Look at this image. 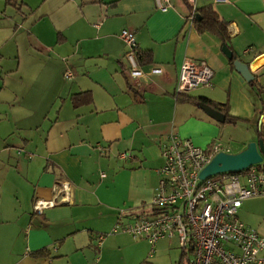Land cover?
Segmentation results:
<instances>
[{"label":"crops","instance_id":"1","mask_svg":"<svg viewBox=\"0 0 264 264\" xmlns=\"http://www.w3.org/2000/svg\"><path fill=\"white\" fill-rule=\"evenodd\" d=\"M5 2L4 12L24 9V18H14L10 39L0 41V264H159L173 256L177 238L152 253L149 242L115 226L151 211L163 135L177 132L203 148L220 141L230 152L259 141L264 0H170L167 10L156 0ZM206 6L229 23L234 50L256 84L231 66L219 36L197 29L193 13ZM123 29L152 53L143 78L130 75ZM187 58L214 70L211 86L188 95L227 103L238 122H219L177 99ZM86 91L93 102L75 108L72 96ZM124 152L131 156L121 158ZM37 200L58 204L38 213ZM239 218L264 236V193L245 200ZM99 234L106 235L101 246Z\"/></svg>","mask_w":264,"mask_h":264},{"label":"built area","instance_id":"2","mask_svg":"<svg viewBox=\"0 0 264 264\" xmlns=\"http://www.w3.org/2000/svg\"><path fill=\"white\" fill-rule=\"evenodd\" d=\"M156 4L161 10L171 6L170 0H156ZM121 37L128 48L124 57L131 77L143 78L146 73L139 61L135 32L123 29ZM65 75L70 77L72 72ZM213 77L214 70L205 61L187 58L181 66L176 94L211 86ZM160 147L164 164L151 211L119 221L114 231L149 242L152 253L160 241L177 238L189 257L188 264H264V236L239 218L244 201L264 193V170L253 166L239 173L202 179V170L217 153L230 152L223 143L215 141L203 148L191 138L171 132L162 136ZM130 156L120 154L121 158ZM70 190V183L64 182L61 191L67 195ZM57 204L54 200H37L34 208L43 213ZM105 238V234L97 235L98 246Z\"/></svg>","mask_w":264,"mask_h":264},{"label":"trees","instance_id":"3","mask_svg":"<svg viewBox=\"0 0 264 264\" xmlns=\"http://www.w3.org/2000/svg\"><path fill=\"white\" fill-rule=\"evenodd\" d=\"M8 1L10 2L11 0ZM184 1L188 3V0H184ZM193 15H194L193 22L195 23L197 29L200 32L209 31L211 33H214L215 35L221 38L223 44H227L228 47L232 50L234 54V58L230 60V64L234 69H236L234 65V61L236 59H240V57L234 50V47L231 42V35L229 33V23L221 19L217 14V12L211 6L198 8L194 11ZM138 57L142 65L146 62L151 61L152 53L151 52L143 53L139 50ZM256 81L257 79L255 77L254 80L250 82V84L254 85L256 84ZM177 99L179 101H189L194 104H198L199 102H205L213 106L214 108L219 109L226 115L225 123H236L239 121V118L234 117L230 114L229 105L227 103L225 104L215 103L204 97H195L188 94H177ZM72 102L75 108H78L82 105L91 104L93 102L92 93L86 91V92L74 94L72 96ZM260 138L264 140V125H262V127L258 130V139ZM256 167L264 170V162L262 164L256 165ZM183 255H187L186 252L183 251ZM142 264H152V263L149 261H145ZM180 264H182V261L180 262Z\"/></svg>","mask_w":264,"mask_h":264},{"label":"water","instance_id":"4","mask_svg":"<svg viewBox=\"0 0 264 264\" xmlns=\"http://www.w3.org/2000/svg\"><path fill=\"white\" fill-rule=\"evenodd\" d=\"M223 52L230 60L234 58V54L227 44L223 45ZM234 65L236 70L241 74L243 80L247 82H252L254 80L255 76L249 64L240 59H236ZM198 105L217 121H226V115L219 109L205 102H199ZM263 162L264 140L260 138L258 142H249L247 146L239 152L221 151L217 153L211 162L202 170L200 175L202 179H206L225 172L239 173L258 164H262Z\"/></svg>","mask_w":264,"mask_h":264},{"label":"rangeland","instance_id":"5","mask_svg":"<svg viewBox=\"0 0 264 264\" xmlns=\"http://www.w3.org/2000/svg\"><path fill=\"white\" fill-rule=\"evenodd\" d=\"M5 5H6L5 0H0V41L6 40V39H8V40L10 39L8 37H10L11 34L13 33L12 30H13V20L15 21L14 18H18L19 20H22V18H24V14H23V10L24 9L23 10H19L18 8H14V7L11 9V7L8 6L9 8H8L7 12H4ZM19 20H16V21H19ZM12 47L13 46H8L6 48L5 52L7 54H12L13 51L9 50V49H12ZM1 82L2 81L0 79V84H1ZM251 129H252V133L256 136L257 130H255V126L252 125ZM256 139L258 140L257 136H256ZM225 141H228V139L226 138ZM220 143H222V142H220ZM229 143L233 147L232 142H229ZM231 149H233V148H231ZM232 151H234V150H232ZM173 244L175 245L173 247V250H172L173 256L172 255H168L167 257L166 256L163 257L160 260L159 264H167V262L170 261V259H172V264H176L175 263L176 258L178 260L182 261V264H188L189 257H188V255H183V250L181 249V247L179 245L178 239H174L173 240ZM178 264H179V262H178Z\"/></svg>","mask_w":264,"mask_h":264}]
</instances>
